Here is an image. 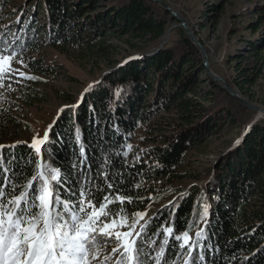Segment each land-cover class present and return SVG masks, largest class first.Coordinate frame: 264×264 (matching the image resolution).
<instances>
[{
  "label": "trees",
  "instance_id": "trees-1",
  "mask_svg": "<svg viewBox=\"0 0 264 264\" xmlns=\"http://www.w3.org/2000/svg\"><path fill=\"white\" fill-rule=\"evenodd\" d=\"M11 1L0 0V47H11L25 55L26 68L36 75L53 74L56 68L40 56L43 46L71 56L80 66L112 62L119 50L113 40L122 42L127 51L117 66L87 84L73 105L62 107L64 111L53 119L48 141L39 152L31 147L26 126L21 129L11 112H4L8 120L0 116V173L8 181L15 170L17 179L9 181L18 186L15 194L26 191L33 179L39 189L40 173L46 169L69 173L68 187L92 177L91 187L99 181L104 188L100 201L108 195L111 212L120 216L123 209L124 216L130 215L127 225L135 222L133 235L148 223L142 239L151 264H156L161 246L167 264H185L188 247L193 248L194 264H264V117L206 76L199 48L181 26L159 45L176 18L152 0H24L3 11ZM207 11L213 12L206 14L214 18L218 6L212 4ZM259 21L249 25L252 31L257 30ZM263 36L249 42L256 62L253 74L237 67L232 82L251 100L254 97L249 86L263 73ZM4 81L10 83L7 78ZM200 82L207 87L202 88ZM12 85L28 106L47 99L29 80H13ZM63 94L64 99L73 101ZM158 111L174 112L171 131L152 136L157 144L143 147L145 158H135L129 150L131 136L139 124H146ZM7 124L28 132L27 139L11 141ZM234 128L237 140L220 151L204 171V184H192L185 190L168 184L160 194L151 196L150 182L182 178L183 162L190 152L205 153L221 133ZM81 148L93 165L92 172L84 175L77 174L78 160L84 159ZM109 158L115 162L114 168H109ZM108 171L112 172V190L107 189L102 175ZM118 193L125 197L123 204L116 199ZM11 194L9 188L5 200ZM163 197L168 201L147 220L136 218V211ZM165 228L173 229L172 234ZM184 232L191 243L181 248L183 239L177 241L175 237ZM198 232L203 236L198 237ZM166 238L169 243L164 245ZM115 243L113 239L100 244L99 254L104 257L98 256L95 263L103 264L106 256H112L108 264H115L119 252L106 251Z\"/></svg>",
  "mask_w": 264,
  "mask_h": 264
},
{
  "label": "rangeland",
  "instance_id": "rangeland-1",
  "mask_svg": "<svg viewBox=\"0 0 264 264\" xmlns=\"http://www.w3.org/2000/svg\"><path fill=\"white\" fill-rule=\"evenodd\" d=\"M12 1L11 3L5 4L2 10L7 11L12 3L20 4L24 0ZM161 1L166 3L176 15H173L170 10L165 9L158 3L157 4L176 18V21L171 22L166 35H164V38L159 45L167 42L173 34V30L177 29L179 26H181L186 33L184 26L181 24V21L177 16L183 18L186 27L192 32L204 48L206 58H208V68L210 72L221 77L224 82L228 83L237 91L239 96L264 109V67L263 73L257 79L256 83L253 86H249V90L254 97L253 100L241 94L232 83L233 79L237 77L238 74L236 72L237 67H243L248 74H253V71H255L253 68L255 67L256 62L250 53L249 42L251 40L262 38L264 35V0ZM212 4L218 6V14L214 18L209 17L206 14V12H211L207 11V9ZM210 14H213V12ZM259 14H262L261 18H258ZM256 20L260 21L257 23L258 28L254 32L249 25ZM186 35L188 36L187 33ZM113 42L117 45L119 50L118 54L112 57V62H94V64L85 63L84 66L77 64V61L71 56L69 57L66 54H62L56 50H51L48 47L43 46V53L40 56L43 57L46 62L52 63L56 66L53 74L48 75H36L28 70L25 66V55L18 54V56L13 58L8 65H5L3 73H0V75H3V80L0 81L1 119L8 120L7 118L9 116L4 112H11L10 114L14 115L17 120L20 121V123H18L21 129L23 126H26L25 130L30 132L29 135L31 142L34 138L40 140L48 125L52 124L53 119L57 114H60V109L62 107L73 105L75 103L74 100L81 95L83 88L86 87L87 84L92 83L108 68L118 65L120 57L127 51L124 50L125 45L122 42L115 40H113ZM192 43L199 48V53L203 62L206 58L203 56L200 47L194 42ZM8 72H10L12 76L4 74ZM21 73L24 75H21ZM206 76L210 77L208 74ZM28 77H35V79H28ZM201 77H205V73L201 74ZM5 78H7L10 83L5 82ZM210 78L213 80L212 77ZM13 80H29L30 82L35 83L38 88L43 90L47 99L44 101H35L34 105L28 106L17 96L19 90H15L12 85ZM200 85L202 88L207 87L204 82H200ZM63 93H67L69 97L73 98V101L71 99H64ZM223 99H226V97H223ZM234 99L241 103L238 97L234 96ZM254 111L264 117L262 112L258 110ZM174 118L175 114L172 111H158L150 117L146 124H139L133 132L131 141L129 142L130 153L134 154L135 158H145L143 147L150 146L151 148L154 144H157L156 142L153 143L154 141L151 139L152 136H155L156 134L161 136H163V134H168L171 131L170 125ZM8 125L9 124H7V126ZM26 134H28V132H21L20 129L15 128V125L11 124L8 127V136L11 138V141L27 139L25 137ZM237 138L238 132L234 128L227 134L221 133L205 153L195 154L194 152H190L183 162L181 170L182 178L181 176H178L175 180L173 178L169 181L158 179L152 183L150 182L151 186L149 184L148 186H150L152 190L151 196L153 194L155 196L160 194L161 190H163L168 184L181 186L183 190L187 189V187L192 184H204L206 182V178L203 176L204 171L212 164L216 156L220 154V151H223L229 144L234 143ZM158 140L159 141L157 142H160L161 139L158 138ZM167 198L163 197L162 200H154L150 202L144 210L136 211L134 213L136 218L138 220H147L158 206H161L168 201ZM138 213L143 215L139 216L137 215ZM117 217V223H119V216ZM124 217L127 218L125 226L114 228L112 229L113 232L133 231L127 226L130 215ZM115 247H117V243L110 246V248L108 247V250L106 251L110 252ZM102 250H105V248L103 247ZM98 256L100 258L104 257L102 254H99ZM95 262L96 261H94L93 264H100V261L98 263Z\"/></svg>",
  "mask_w": 264,
  "mask_h": 264
},
{
  "label": "snow or ice",
  "instance_id": "snow-or-ice-1",
  "mask_svg": "<svg viewBox=\"0 0 264 264\" xmlns=\"http://www.w3.org/2000/svg\"><path fill=\"white\" fill-rule=\"evenodd\" d=\"M17 56L18 52L11 50V47H0V73H3L5 65ZM2 80L3 75H0V81ZM63 111V108L60 109L61 113ZM51 127L52 125L49 129ZM48 135L46 131L43 140L34 138L31 147L39 152L37 145H44L48 141ZM0 148L3 146L0 145ZM81 156L84 159L78 160L80 171L77 174L92 172L93 165L83 148ZM108 166L110 169L115 167L111 158ZM102 175L107 189L112 190L113 184L109 181L112 172L108 171ZM66 177L70 178L69 173L62 169H46L40 173L42 184L39 189H36V180L33 179L26 191H20L19 195H16L18 186L9 183L17 179L15 170L10 172L8 181H4L3 173H0V181L3 182V187H0V264H93L99 255V245L113 239L117 247L112 249V253L119 252L115 264H151L147 259L148 253L144 251L145 241L142 239L149 227L148 223L141 225V230L135 235L132 231L113 232L112 229L125 226L127 218L123 216L124 210L121 209L120 222L117 223L118 217L111 212L109 205L112 202L109 201L108 195L103 196V202L100 201L104 188L99 186V181L96 182V187H91L90 181L93 178L87 177L76 187H68ZM9 188L12 194L5 200ZM116 199L121 204L125 202V197L119 193ZM127 203H132L131 197L127 198ZM127 226L130 229L135 228V222ZM165 232L172 234L173 229L165 228ZM197 236L202 237L203 233L198 232ZM130 237L132 238L129 239ZM175 239H183L181 248L191 243L187 232L176 236ZM168 243L166 238L164 245ZM201 251L203 252V246ZM188 253L185 264H194L192 247H188ZM162 257L163 264H167L163 246L157 253L156 264H161ZM112 258L106 256L103 264H108Z\"/></svg>",
  "mask_w": 264,
  "mask_h": 264
},
{
  "label": "water",
  "instance_id": "water-1",
  "mask_svg": "<svg viewBox=\"0 0 264 264\" xmlns=\"http://www.w3.org/2000/svg\"><path fill=\"white\" fill-rule=\"evenodd\" d=\"M155 1L156 3H158L159 5H161L162 7H164L165 9L167 10H170V12L173 14V15H176L172 10L171 8L166 4L164 3L163 1L161 0H153ZM177 18L181 21V24L184 26L185 30H186V33L188 34L189 38L191 39L192 42H194L195 44H197L199 47H200V50L203 54V56H205L206 58V55H205V51H204V48L202 47V45L200 44V42L198 41V39L192 34V32L186 27L185 25V22H184V19L177 16ZM203 64L205 66V69H206V72L207 74L213 78V80L220 84L228 93L238 97V99L241 101V103L243 105H245L246 107L248 108H251V109H254V110H258L260 112H262L264 114V109L261 108L260 106L254 104V103H251L250 101L248 100H245L244 98H242L241 96H239L237 94V91L234 90L228 83L224 82L223 79L221 77H219L218 75H215L213 74L212 72H210L209 68H208V58H206L204 61H203Z\"/></svg>",
  "mask_w": 264,
  "mask_h": 264
}]
</instances>
